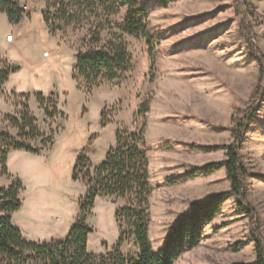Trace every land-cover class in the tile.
Masks as SVG:
<instances>
[{
	"label": "rangeland",
	"instance_id": "374dc122",
	"mask_svg": "<svg viewBox=\"0 0 264 264\" xmlns=\"http://www.w3.org/2000/svg\"><path fill=\"white\" fill-rule=\"evenodd\" d=\"M69 2L74 19L70 26L51 10L55 26L63 29L55 33L44 23L43 0H27L31 19H24L21 27L0 14V69L4 62L19 69L0 89V133L25 141L29 130L20 136L13 120H19L23 106L28 105L39 137L26 142L37 149L46 146L40 156L26 152L10 156L9 174L21 179L23 186V210L13 224L30 243L65 240L87 191L81 175L79 182L73 180L78 158L88 157L93 172L115 145L118 130L141 128L135 114L149 100L145 135L153 190L150 240L158 253L196 205L230 190L224 169L211 175L194 172L226 159L234 126L254 100L260 69L244 27L254 32V42L264 54V0H175L167 7L158 0H141L150 12V30L156 38L153 67L146 43L119 30L126 14L122 9L109 17L111 26L100 36L104 41L112 35L123 39L132 70L124 81L89 92L78 89L73 73L75 56L84 49L83 40L97 22L88 17L82 0ZM20 28L23 38H19ZM10 35L15 39L12 44L6 39ZM38 94L44 95L52 118L38 104ZM241 156L248 173L247 203L240 207L234 197L224 201L216 218L202 229L201 240L187 245L174 264L256 260L253 236L259 235L264 242V95L247 129ZM10 182L0 176V188ZM126 205L125 200H96L88 218L93 230L90 253L112 251L119 237L115 213ZM136 252L133 242L123 248L126 255Z\"/></svg>",
	"mask_w": 264,
	"mask_h": 264
},
{
	"label": "trees",
	"instance_id": "16d2710c",
	"mask_svg": "<svg viewBox=\"0 0 264 264\" xmlns=\"http://www.w3.org/2000/svg\"><path fill=\"white\" fill-rule=\"evenodd\" d=\"M175 0H158L167 7ZM45 11L43 20L51 33L63 31L55 26L51 10H55L59 21L66 26L73 23L69 0H43ZM86 14L97 26L88 38L83 40V50L76 56L73 79L78 89L90 91L103 84L124 81L132 70V58L128 47L118 35L109 40L101 39V32L111 24L109 17L126 9L123 23L119 30L137 40L144 41L148 49L150 67L155 65L154 52L156 38L151 34L149 10L141 0H82ZM0 14H5L10 23L19 25L24 19H31V14L24 12L22 0H0ZM244 21L248 22L245 16ZM247 44L251 55L259 66V78L252 104L245 110L242 118L235 124L232 142L226 146V159L198 168L194 174L211 175L224 169L230 190L220 193L206 203L196 205L169 235L165 246L155 253L150 240V198L153 190L150 182V161L145 135L146 119L149 113V100L142 102L135 114V121L142 126L136 130H118L115 145L111 147L105 160L99 167H90L88 157L80 155L73 171V180L86 186V196L79 200L78 218L65 240H54L45 244L26 241L21 231L13 225L12 216L22 209L20 195L23 186L18 178H12L8 172V156L11 152H26L40 156L44 148H34L26 141L39 137L37 122L29 106L24 105L20 119H14L20 136L29 130L25 141L17 140L7 133H0V176L11 180L7 188H0V264H174L187 245L194 246L201 240L202 229L217 216L221 204L234 197L241 207L247 203L248 173L243 164L241 149L247 129L257 115V109L264 95V54L257 48L253 31L244 27ZM248 31V32H247ZM0 69V89L9 81L10 75L19 69L4 62ZM84 84V85H83ZM23 97H28L22 95ZM37 102L48 118H52L49 106L45 105L43 94L36 95ZM102 122V128H105ZM50 145L53 142H49ZM98 198L125 200L127 205L115 213L119 237L112 251L104 254H92L88 251L89 236L93 230L88 224ZM245 211L249 213L246 209ZM256 260L250 264H264V242L259 235H254ZM133 242L136 253L126 255L123 248Z\"/></svg>",
	"mask_w": 264,
	"mask_h": 264
},
{
	"label": "crops",
	"instance_id": "0c3cea01",
	"mask_svg": "<svg viewBox=\"0 0 264 264\" xmlns=\"http://www.w3.org/2000/svg\"><path fill=\"white\" fill-rule=\"evenodd\" d=\"M23 23L24 22H22L21 24H19V26L21 27L22 25H23ZM25 36V33H24V31H23V29L22 28H20V31H19V38H23ZM7 39V38H6ZM15 42V39L13 38V40L11 41V40H7V43H10V44H12V43H14ZM48 58V57H47ZM12 153H14V152H11L10 154H9V156H8V164H9V160H10V156H11V154ZM8 172H9V168H8ZM20 181H21V179H20ZM5 187H8V186H5ZM21 196V195H20ZM23 207V206H22ZM23 210V208L19 211V212H16V213H14L13 214V216H12V221H13V223H14V218H15V215H17V214H19L21 211ZM2 215V213H1V209H0V216ZM14 225V224H13Z\"/></svg>",
	"mask_w": 264,
	"mask_h": 264
},
{
	"label": "built area",
	"instance_id": "2783aa9c",
	"mask_svg": "<svg viewBox=\"0 0 264 264\" xmlns=\"http://www.w3.org/2000/svg\"><path fill=\"white\" fill-rule=\"evenodd\" d=\"M22 8H23V10H24V12H26V13H29L28 11H29V7H28V4H27V0H24L23 2H22ZM28 20V19H27ZM8 39L9 40H13V37L10 35L9 37H8ZM45 55H46V57H49V53H45Z\"/></svg>",
	"mask_w": 264,
	"mask_h": 264
},
{
	"label": "bare ground",
	"instance_id": "6f19581e",
	"mask_svg": "<svg viewBox=\"0 0 264 264\" xmlns=\"http://www.w3.org/2000/svg\"><path fill=\"white\" fill-rule=\"evenodd\" d=\"M7 40H8V38H7ZM44 57H46V55L44 54Z\"/></svg>",
	"mask_w": 264,
	"mask_h": 264
}]
</instances>
